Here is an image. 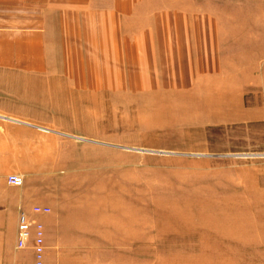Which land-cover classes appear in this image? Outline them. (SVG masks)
<instances>
[{
    "label": "rangeland",
    "instance_id": "rangeland-1",
    "mask_svg": "<svg viewBox=\"0 0 264 264\" xmlns=\"http://www.w3.org/2000/svg\"><path fill=\"white\" fill-rule=\"evenodd\" d=\"M252 2L0 0L45 31V71L69 76L55 97L84 118L57 130L44 184L83 264H264V96L247 91L253 122L199 127L181 95L201 65L188 26L255 23Z\"/></svg>",
    "mask_w": 264,
    "mask_h": 264
},
{
    "label": "crops",
    "instance_id": "crops-1",
    "mask_svg": "<svg viewBox=\"0 0 264 264\" xmlns=\"http://www.w3.org/2000/svg\"><path fill=\"white\" fill-rule=\"evenodd\" d=\"M213 10L202 15L205 24L188 26L199 29V34L186 55L201 65L188 76V84L184 79L181 95L195 98L196 113L202 112L199 127L253 122L255 113L247 107L246 95L254 90L264 96V0H253L244 10L255 23H237L242 16L238 12L224 16ZM9 15L27 14L0 9V264H36L32 245L17 246L22 211L45 226L44 264H83L77 259L82 257L77 245L64 242L68 228L57 204L59 191L45 189L44 184L53 174L49 161L52 146L58 145L57 130L73 128L84 118L74 108L59 105L55 97V92L67 88L64 81L69 76L45 71V31L39 26H14ZM212 16L218 23L209 25L205 18L211 22ZM183 55L180 47L178 57ZM11 175L22 176L24 184H9ZM35 206L50 207L52 213L35 216ZM69 235L75 237L73 232Z\"/></svg>",
    "mask_w": 264,
    "mask_h": 264
},
{
    "label": "built area",
    "instance_id": "built-area-1",
    "mask_svg": "<svg viewBox=\"0 0 264 264\" xmlns=\"http://www.w3.org/2000/svg\"><path fill=\"white\" fill-rule=\"evenodd\" d=\"M8 182L18 187L24 184L23 177L18 175H11ZM51 213L52 209L47 206H35L33 208V214L35 216L50 215ZM30 245H32L35 252L36 264H44L47 249L45 226L43 223L22 211L18 224L17 246L23 249Z\"/></svg>",
    "mask_w": 264,
    "mask_h": 264
}]
</instances>
